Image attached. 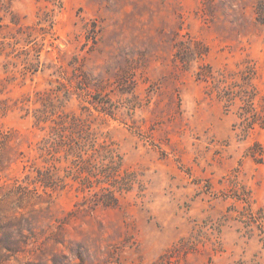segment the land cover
Here are the masks:
<instances>
[{
    "label": "rangeland",
    "instance_id": "374dc122",
    "mask_svg": "<svg viewBox=\"0 0 264 264\" xmlns=\"http://www.w3.org/2000/svg\"><path fill=\"white\" fill-rule=\"evenodd\" d=\"M73 119L131 175L111 206L67 146L68 185L35 183ZM263 238L264 0H0V264H264Z\"/></svg>",
    "mask_w": 264,
    "mask_h": 264
},
{
    "label": "trees",
    "instance_id": "16d2710c",
    "mask_svg": "<svg viewBox=\"0 0 264 264\" xmlns=\"http://www.w3.org/2000/svg\"><path fill=\"white\" fill-rule=\"evenodd\" d=\"M64 131L69 133L65 137L71 142H62L61 138L64 136L59 132L55 133L57 137L53 138L52 146L46 150L50 157H47L45 162L52 165L47 169L36 168V184H39L45 190L64 189L68 185L63 180H56L51 160V157L55 156L54 153L59 152L58 147L67 146L66 157L76 156L78 158L74 160L75 167L71 169V174L68 177L80 184L83 191L99 188L102 195H99L98 203L111 206L118 200L115 195L117 192L123 194L132 190L131 175L127 170L122 175L124 160L113 144H108L106 140L100 143L98 137H93L94 135L88 132L84 136L83 128L77 123L76 119L69 122V125L64 127ZM77 133H79L78 139L75 142L74 135ZM54 168L56 167L54 166Z\"/></svg>",
    "mask_w": 264,
    "mask_h": 264
}]
</instances>
